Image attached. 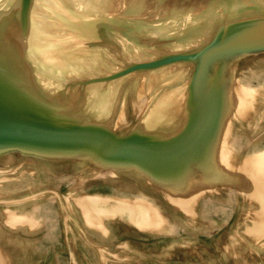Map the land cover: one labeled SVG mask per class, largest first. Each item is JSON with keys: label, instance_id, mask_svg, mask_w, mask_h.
Segmentation results:
<instances>
[{"label": "water", "instance_id": "obj_1", "mask_svg": "<svg viewBox=\"0 0 264 264\" xmlns=\"http://www.w3.org/2000/svg\"><path fill=\"white\" fill-rule=\"evenodd\" d=\"M0 264H264V0H0Z\"/></svg>", "mask_w": 264, "mask_h": 264}, {"label": "rangeland", "instance_id": "obj_2", "mask_svg": "<svg viewBox=\"0 0 264 264\" xmlns=\"http://www.w3.org/2000/svg\"><path fill=\"white\" fill-rule=\"evenodd\" d=\"M209 215H212V213H209Z\"/></svg>", "mask_w": 264, "mask_h": 264}]
</instances>
